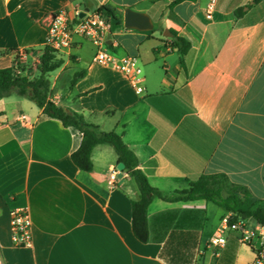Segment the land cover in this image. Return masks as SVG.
I'll list each match as a JSON object with an SVG mask.
<instances>
[{
    "label": "crops",
    "instance_id": "obj_1",
    "mask_svg": "<svg viewBox=\"0 0 264 264\" xmlns=\"http://www.w3.org/2000/svg\"><path fill=\"white\" fill-rule=\"evenodd\" d=\"M174 1L0 0V69L38 77L39 64L20 70L14 57L41 56L55 12L64 9L72 17L112 9L121 24L110 27L108 47L118 57L138 59L144 94L137 95L123 74L95 64V48L75 38L69 51L55 53L63 64L47 75L51 101L98 132L121 135L149 184L169 199L201 176L222 175L224 197L241 187L255 207L264 206V0H214L210 20L205 11L212 0ZM127 8L147 14L153 30L125 29ZM169 31L191 45L185 69L171 35H163ZM81 71L84 77L69 89ZM80 142L76 129L33 102L13 95L0 100L3 264H167L160 252L172 232L199 233L193 264H221L223 251L224 258L234 256L232 264H256L257 254L264 255V232L251 219L245 220L255 232L249 244L229 232L223 249L208 247L228 213L205 200L155 197L147 209L148 242L139 243L131 230L133 179L123 171L114 187L107 184L118 164L108 145L93 148L91 172L80 171L70 158ZM15 208L29 212L31 248L12 246L9 211Z\"/></svg>",
    "mask_w": 264,
    "mask_h": 264
},
{
    "label": "trees",
    "instance_id": "obj_2",
    "mask_svg": "<svg viewBox=\"0 0 264 264\" xmlns=\"http://www.w3.org/2000/svg\"><path fill=\"white\" fill-rule=\"evenodd\" d=\"M183 1L186 0H175L172 5ZM260 1L252 0L251 5L258 4ZM93 13L102 16L111 26L121 24L120 17L106 6L99 7ZM235 15L237 17L243 15L242 9L236 10ZM169 32L171 35L170 45L176 49L179 64L182 69H185V57L191 45L184 38L177 36L175 32ZM41 52L40 75L36 78L29 79L18 76L12 67L0 69V100L15 94L33 102L44 115L58 120L64 127L76 129L81 134V142L70 158L80 171H92L91 154L95 146L108 145L113 148L118 163L124 165L123 171L133 179L137 188V197L131 202V230L139 243L146 244L148 242L147 209L155 197L164 201L205 200L218 205L230 214V224L238 220L251 219L255 225L264 228V206L255 207L256 201L246 189L241 187H232L224 197L222 192L226 185V178L222 175L201 176L195 182L190 183L187 190L176 192L173 198L169 199L163 196L149 184L147 177L139 168L136 156L123 142L121 135L115 132H98L94 125L86 123L81 116L67 111L51 101L50 82L47 75L60 68L63 63L51 48L44 47ZM84 75V71L74 73L69 89H72ZM235 241L240 242L239 238ZM198 242L199 233L197 232H172L160 252V257L167 264H193ZM233 257L231 254L224 258L223 251L218 262L232 264Z\"/></svg>",
    "mask_w": 264,
    "mask_h": 264
},
{
    "label": "built area",
    "instance_id": "obj_3",
    "mask_svg": "<svg viewBox=\"0 0 264 264\" xmlns=\"http://www.w3.org/2000/svg\"><path fill=\"white\" fill-rule=\"evenodd\" d=\"M213 9L214 0L210 2L205 11L208 20L211 19ZM78 15L80 14L76 12L71 17L64 9L55 12L47 25L44 47L51 48L55 53L65 52L71 49L75 38L86 39L95 48L93 57L95 64L111 68L123 74L134 92L137 95H143L144 79L138 59L135 56L129 55L118 57L108 52L107 40L111 25L98 14L85 13L81 18L77 17ZM18 55L24 59V52H18ZM35 58L39 63L40 55H35ZM16 74H19L18 70H16ZM117 180V172L116 170H112L107 177V184L114 187ZM229 217L230 214H226L220 220V227L217 233L210 238L207 244L214 251L218 252L224 248L226 233H238L240 242L244 244H249L255 236V232L246 228L244 220H238L230 224ZM9 218L12 246L15 248H31V219L27 209H12L9 211ZM259 230L264 232V228L259 227ZM262 260H264V255L262 253L257 254L256 264H262ZM0 264H3L1 256Z\"/></svg>",
    "mask_w": 264,
    "mask_h": 264
},
{
    "label": "water",
    "instance_id": "obj_4",
    "mask_svg": "<svg viewBox=\"0 0 264 264\" xmlns=\"http://www.w3.org/2000/svg\"><path fill=\"white\" fill-rule=\"evenodd\" d=\"M86 12L87 10L81 12L79 17L80 18L83 17ZM123 26L127 30H135L140 32H150L153 30V23L151 22L147 14L135 12L128 8L124 10ZM163 35L166 37L170 36L169 32H165L163 33ZM116 169L118 172L117 178L121 180L123 175L124 165L122 163H118Z\"/></svg>",
    "mask_w": 264,
    "mask_h": 264
},
{
    "label": "rangeland",
    "instance_id": "obj_5",
    "mask_svg": "<svg viewBox=\"0 0 264 264\" xmlns=\"http://www.w3.org/2000/svg\"><path fill=\"white\" fill-rule=\"evenodd\" d=\"M90 12L86 13V14H89ZM108 49V52L110 54H113L115 56H117L111 49H109V47L107 48ZM15 59V64L16 66L18 67V69L20 70H25V69H29V68H34L37 64H39L37 62V59L35 58V56H32L31 59L29 61H26L25 59L21 58V56H19L18 54L15 55L14 57ZM18 76H22V74L18 75ZM32 74H28V77H31ZM31 79V78H29ZM14 97L16 98H20L18 97L17 95L15 94H12ZM246 221H248V223H251V221L249 219H247Z\"/></svg>",
    "mask_w": 264,
    "mask_h": 264
}]
</instances>
